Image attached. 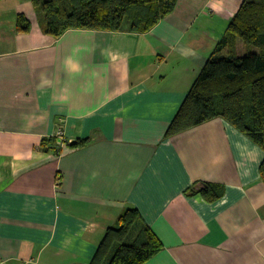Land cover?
Returning a JSON list of instances; mask_svg holds the SVG:
<instances>
[{
  "label": "crops",
  "instance_id": "crops-1",
  "mask_svg": "<svg viewBox=\"0 0 264 264\" xmlns=\"http://www.w3.org/2000/svg\"><path fill=\"white\" fill-rule=\"evenodd\" d=\"M243 1L177 0L147 33L57 39L31 2L0 1V264H89L125 208L163 245L144 264H264V151L219 118L165 137Z\"/></svg>",
  "mask_w": 264,
  "mask_h": 264
},
{
  "label": "trees",
  "instance_id": "trees-1",
  "mask_svg": "<svg viewBox=\"0 0 264 264\" xmlns=\"http://www.w3.org/2000/svg\"><path fill=\"white\" fill-rule=\"evenodd\" d=\"M1 1V0H0ZM31 2L39 25L55 39L70 30L147 33L170 15L177 0H18ZM17 31L28 33L30 21L16 20ZM238 43L247 50L237 52ZM254 48L255 52L250 50ZM222 119L264 151V0H244L224 36L193 82L165 137L213 119ZM57 139L42 140L48 148ZM67 143L83 148L90 139ZM50 151V149H48ZM264 183V161L260 166ZM196 183L189 194L208 202L223 196L221 187ZM163 245L135 208H125L101 239L89 264H144Z\"/></svg>",
  "mask_w": 264,
  "mask_h": 264
},
{
  "label": "rangeland",
  "instance_id": "rangeland-1",
  "mask_svg": "<svg viewBox=\"0 0 264 264\" xmlns=\"http://www.w3.org/2000/svg\"><path fill=\"white\" fill-rule=\"evenodd\" d=\"M246 49H245V47H244V50H240L239 52H238V54L241 56V55H244L245 53H246ZM251 52H255V49L254 48H252L251 50H250Z\"/></svg>",
  "mask_w": 264,
  "mask_h": 264
},
{
  "label": "water",
  "instance_id": "water-1",
  "mask_svg": "<svg viewBox=\"0 0 264 264\" xmlns=\"http://www.w3.org/2000/svg\"><path fill=\"white\" fill-rule=\"evenodd\" d=\"M75 142V141H72V143Z\"/></svg>",
  "mask_w": 264,
  "mask_h": 264
}]
</instances>
